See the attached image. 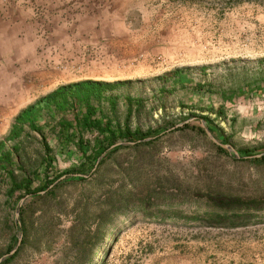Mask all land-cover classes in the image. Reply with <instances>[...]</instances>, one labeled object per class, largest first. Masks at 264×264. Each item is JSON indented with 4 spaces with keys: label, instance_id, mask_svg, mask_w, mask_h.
Returning a JSON list of instances; mask_svg holds the SVG:
<instances>
[{
    "label": "rangeland",
    "instance_id": "rangeland-1",
    "mask_svg": "<svg viewBox=\"0 0 264 264\" xmlns=\"http://www.w3.org/2000/svg\"><path fill=\"white\" fill-rule=\"evenodd\" d=\"M18 1L0 0V7ZM63 1L68 28L61 32L70 38L53 53L51 67L34 68L49 73L19 80L24 101L9 86L0 93V139L22 108L76 79L120 81L107 92L117 97L114 112L100 104L104 115L162 132L99 157L84 181L63 175L46 193L33 181L30 193L10 197L12 182L35 171L50 179L81 158L74 147L59 152L49 128L52 169L41 166L39 132L26 129L7 142L19 150L11 173L0 170V257L15 247L21 216L28 237L5 264H61L75 228L93 231L105 221L111 235L92 264L102 256L104 264H264V161L220 154L197 131L207 116L237 152H264V0ZM175 69L191 82L163 79ZM238 89L244 94L236 95ZM186 119L188 128H172Z\"/></svg>",
    "mask_w": 264,
    "mask_h": 264
},
{
    "label": "trees",
    "instance_id": "trees-1",
    "mask_svg": "<svg viewBox=\"0 0 264 264\" xmlns=\"http://www.w3.org/2000/svg\"><path fill=\"white\" fill-rule=\"evenodd\" d=\"M172 78L174 85H184L190 83L191 80L185 76L180 69L172 70L163 74V79ZM121 84L120 81H105L93 79H81L78 81L68 82L56 86L51 91L38 97L32 103L22 108L14 117L10 125L7 135L0 139V170L11 173V166L14 165L12 154L19 150V146L13 143L11 147L6 148L7 142H15L21 138L26 129L37 131L41 134V144L44 150V156L41 166L44 169H52L54 167V156L48 143L45 129L52 130L56 137L58 151H66L70 147H74L80 155L81 162L75 169L70 171H62L54 173L53 177L42 179V173L35 171L32 178H24L19 183L12 182L6 190L8 197L14 196V193L21 189L25 193L31 192V184L33 181L39 183V190L47 192V188L55 181L59 180L63 175H69L66 179H78L84 181L92 175V169L95 167L98 158L103 159L110 153L124 147V144L132 142H149L146 138H156L162 129H148L141 131L138 128L131 129L126 122H116L104 115L100 109V104L106 101L108 108L114 112L117 104V97L108 94V91L116 89ZM195 86H199L198 83ZM244 94V90L238 89L236 95ZM226 100L227 96H223ZM128 105H131L133 98L130 96L123 97ZM222 114V111H217ZM44 119L41 123V119ZM209 131L213 136L223 144L228 143V138L220 127H217L207 116H201ZM187 120V119H186ZM185 121V120H184ZM181 129L188 128L189 125L183 123ZM197 131L206 135L204 129L200 126ZM209 139V138H208ZM216 151L220 154H228L227 149L214 144ZM118 143V144H116ZM238 153L241 157L251 158L253 162L264 161V154L252 157L256 154L250 148L239 149ZM87 175V176H85ZM24 194L15 195L16 202L23 197ZM41 196V195H40ZM22 213V209H20ZM105 215V212H101ZM100 216L99 218H102ZM102 221L101 219L98 220ZM109 225V224H108ZM105 223H99L93 231L82 230V227L75 228L73 235L70 237V246L68 250L61 255V264H92L95 258L99 257L98 247L103 243L106 237L111 235L112 226ZM19 228L21 230V241L11 257L7 258L2 264L8 263L15 255L20 253L22 247L27 241V228L24 219L21 216ZM113 235V234H112ZM13 240L17 242L14 236ZM104 250L107 251V248ZM100 264H104L103 256L100 258Z\"/></svg>",
    "mask_w": 264,
    "mask_h": 264
},
{
    "label": "crops",
    "instance_id": "crops-1",
    "mask_svg": "<svg viewBox=\"0 0 264 264\" xmlns=\"http://www.w3.org/2000/svg\"><path fill=\"white\" fill-rule=\"evenodd\" d=\"M65 3L63 0H19L5 9L0 7V93L9 92V86L24 101L26 95L19 80L28 75L36 77L34 68L51 67L47 63L54 57L53 53L65 47L66 37L70 38L61 32L68 28L62 16ZM57 31L62 34L58 41ZM78 80L81 79L68 82ZM28 85L31 87L34 82Z\"/></svg>",
    "mask_w": 264,
    "mask_h": 264
},
{
    "label": "water",
    "instance_id": "water-1",
    "mask_svg": "<svg viewBox=\"0 0 264 264\" xmlns=\"http://www.w3.org/2000/svg\"><path fill=\"white\" fill-rule=\"evenodd\" d=\"M185 122H187V120L182 121L181 123H178V124L174 125L172 128H175V127L181 126V125H183V123H185ZM201 122H202V124H203L204 132H205L206 136L209 138V140H211L214 144H216V145H218V146H220V147H223V148L227 149L228 151H232L236 157L239 156L238 152H237V151H236V150H235L230 144H228V143H227V144H223V143H221L220 141H218V140L213 136V134L209 131L208 127L206 126L204 120H201ZM146 139H149V138H146ZM146 139H144V140H146ZM128 143H131V142H128ZM116 144H118V143H116ZM126 144H127V143H126ZM263 154H264V152H263V153L256 154V155H254V156H252V157L261 156V155H263ZM98 160H99V159H98ZM93 169H94V168H93ZM62 177H64V176H62ZM62 177H60L59 179H61ZM57 181H58V180H57ZM57 181L53 182L49 187L53 186ZM49 187H48V188H49ZM23 200H24V197L20 198L18 204L20 205V204L22 203ZM18 213H19V210H16V212H15L16 216L18 215ZM20 241H21V234L17 235V242H16L15 247H13V248H12L7 254H4V255H2V256L0 257V263L3 262L7 257H9L10 255H12V254L15 252V250H16L17 246L19 245Z\"/></svg>",
    "mask_w": 264,
    "mask_h": 264
},
{
    "label": "bare ground",
    "instance_id": "bare-ground-1",
    "mask_svg": "<svg viewBox=\"0 0 264 264\" xmlns=\"http://www.w3.org/2000/svg\"><path fill=\"white\" fill-rule=\"evenodd\" d=\"M47 73H49L48 69H42V70H38L35 75L39 76V77H43L45 76ZM31 83V82H30Z\"/></svg>",
    "mask_w": 264,
    "mask_h": 264
}]
</instances>
